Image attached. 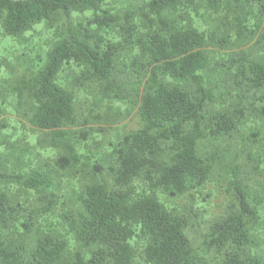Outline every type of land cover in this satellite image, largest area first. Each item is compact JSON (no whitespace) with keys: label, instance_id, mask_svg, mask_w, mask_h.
<instances>
[{"label":"trees","instance_id":"16d2710c","mask_svg":"<svg viewBox=\"0 0 264 264\" xmlns=\"http://www.w3.org/2000/svg\"><path fill=\"white\" fill-rule=\"evenodd\" d=\"M0 53V264H264V0H0Z\"/></svg>","mask_w":264,"mask_h":264},{"label":"rangeland","instance_id":"374dc122","mask_svg":"<svg viewBox=\"0 0 264 264\" xmlns=\"http://www.w3.org/2000/svg\"><path fill=\"white\" fill-rule=\"evenodd\" d=\"M40 49L38 48L34 53L36 54L37 52H39ZM1 52H5V50L1 51ZM1 54V53H0Z\"/></svg>","mask_w":264,"mask_h":264}]
</instances>
